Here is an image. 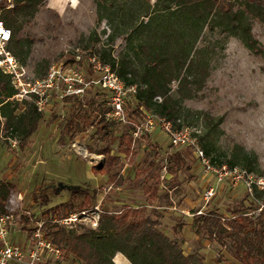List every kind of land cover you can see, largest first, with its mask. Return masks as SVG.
Here are the masks:
<instances>
[{
    "label": "rangeland",
    "instance_id": "rangeland-1",
    "mask_svg": "<svg viewBox=\"0 0 264 264\" xmlns=\"http://www.w3.org/2000/svg\"><path fill=\"white\" fill-rule=\"evenodd\" d=\"M2 1L11 7L12 0ZM252 33L262 51L259 55L250 53L235 38L203 30L197 47L213 49L209 76L192 98L177 96L182 102L176 123L189 128L200 147L206 145L211 150L209 159L215 165L228 166L226 161L234 158L239 163L234 167L243 169L241 165L246 163L252 169L247 172L252 179L264 180V24L254 20ZM93 34L98 43L86 41ZM107 34L108 26L98 22L91 0H47L25 29L29 53L22 66L30 79H37L36 71L47 63L49 67L73 65L91 78L88 59L106 43ZM124 45V39H117L114 54ZM176 87L174 82L172 89ZM97 91L74 99L83 105L92 99L105 106L106 97ZM76 111L74 101L52 100L25 150L19 151L13 141L0 147V182L7 184V200L18 208L11 243L26 247L24 236L33 232L36 222L53 215L51 210L62 204H68L67 214L79 212L88 196L90 204L84 209L99 205L102 212L116 214L126 206L142 208L146 216L160 222L159 229L177 241L185 255L195 254L205 264H237L227 248L196 236L194 221L201 212L214 211L223 217L235 211L257 213L264 203L253 198V189L250 192L244 184L232 187L226 181L205 203L203 195L214 181L203 178L192 150L172 149L158 135H144L132 142L131 154L126 157L118 149L129 126L113 121L110 137H104L94 125L69 139L65 125ZM132 111L127 107L129 118ZM176 152L184 157L186 168L173 177L167 173L168 158ZM111 157H119L120 162L110 170ZM103 166L106 174L94 172ZM114 174L122 178V186L116 188L109 181ZM73 192L81 195L72 198ZM60 264L77 263L62 255Z\"/></svg>",
    "mask_w": 264,
    "mask_h": 264
},
{
    "label": "trees",
    "instance_id": "trees-1",
    "mask_svg": "<svg viewBox=\"0 0 264 264\" xmlns=\"http://www.w3.org/2000/svg\"><path fill=\"white\" fill-rule=\"evenodd\" d=\"M96 9L98 22H105L109 29L106 43L95 50L99 61L110 67L126 86H135L136 100L152 114L176 123L179 115L178 97L192 98L209 76L210 46L197 44L203 30L211 34L237 39L250 53L261 54L259 43L253 36L252 24L258 20L264 24V0H91ZM47 0H12L11 7L0 2V21L11 31L8 48L14 57L24 64L29 49L25 46V29ZM124 39L125 45L116 55L114 43ZM87 42L98 43L95 34ZM49 64L39 67L36 78H44ZM176 82L177 87L172 89ZM10 79L0 73V147L10 141L19 151L25 150L28 140L37 132L43 114L37 112L31 101L17 102ZM178 96V97H177ZM77 103L76 113L65 125L69 139L96 126L104 137H110L113 124L106 119L107 108L94 100L83 105L74 98L64 102ZM137 115V112H135ZM96 123V124H95ZM129 131L120 137L119 154L126 157L132 151ZM209 157L211 150L201 146ZM108 152V151H106ZM119 157H111L107 167L119 165ZM229 167L239 163L231 158ZM221 165V163H219ZM106 166L95 169L96 174H106ZM241 167L252 169L246 163ZM186 168L181 153L168 158L167 173L176 175ZM109 181L120 187L124 181L118 174ZM151 191V188H147ZM80 192H73L72 198ZM9 195L6 183L0 182V213ZM253 198L264 203V188L253 189ZM155 199V195H151ZM90 204L85 196L80 208ZM62 204L51 210L58 218L67 215ZM250 212H233L223 217L214 211L200 213L194 221L195 235L227 248L237 264H264V206ZM156 219L146 216L142 208L124 207L121 212H102L96 230L66 229L51 223L44 225L45 239L70 256L77 264H115L116 254L123 255L130 264H205L195 254L185 255L180 244L166 236Z\"/></svg>",
    "mask_w": 264,
    "mask_h": 264
},
{
    "label": "built area",
    "instance_id": "built-area-1",
    "mask_svg": "<svg viewBox=\"0 0 264 264\" xmlns=\"http://www.w3.org/2000/svg\"><path fill=\"white\" fill-rule=\"evenodd\" d=\"M11 31L0 21V73L7 75L15 91L12 99L17 102L31 101L37 112L44 114L51 101L64 102L67 98L83 99L89 92L97 91L106 97L105 117L109 121L128 125L132 142L144 135H158L168 141L172 149H190L202 169L204 179H213L204 193L205 203L211 201L217 187L228 181L232 187L240 184L251 192L256 188H264L263 179H252L243 169L217 166L207 157L198 144V139L187 127L177 125L148 112L140 107L136 100L135 86H126L109 66L102 64L96 56L88 59L93 77L67 63H56L49 67L44 78L34 79L26 75L20 62L10 52L8 45ZM96 93V92H95ZM97 94V93H96ZM127 107L132 108L133 116L127 115ZM137 112V115H135ZM133 144V143H132ZM12 200H7L4 213H0V264H60L61 252L44 237L45 223H51L66 229L86 228L96 230L102 211L99 205L91 209H83L58 218L45 215L43 220L36 222V227L29 236L28 244L22 247L10 242V234L17 213ZM200 214V213H199ZM31 220L30 215H26Z\"/></svg>",
    "mask_w": 264,
    "mask_h": 264
},
{
    "label": "crops",
    "instance_id": "crops-1",
    "mask_svg": "<svg viewBox=\"0 0 264 264\" xmlns=\"http://www.w3.org/2000/svg\"><path fill=\"white\" fill-rule=\"evenodd\" d=\"M25 237L27 238V236H24V239H25ZM113 262L115 264H130L128 262V260L121 254H116V256L114 257Z\"/></svg>",
    "mask_w": 264,
    "mask_h": 264
}]
</instances>
